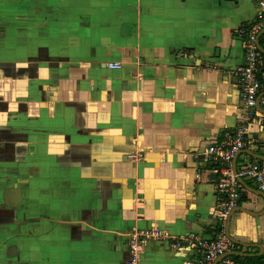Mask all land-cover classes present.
<instances>
[{
    "label": "crops",
    "instance_id": "0c3cea01",
    "mask_svg": "<svg viewBox=\"0 0 264 264\" xmlns=\"http://www.w3.org/2000/svg\"><path fill=\"white\" fill-rule=\"evenodd\" d=\"M12 1L0 19V264H124L130 233L150 228L163 237L139 264L193 259L215 235L203 153L237 121L233 30L252 1ZM256 109L248 152L264 157ZM244 181L224 255L260 264L264 194Z\"/></svg>",
    "mask_w": 264,
    "mask_h": 264
},
{
    "label": "built area",
    "instance_id": "2783aa9c",
    "mask_svg": "<svg viewBox=\"0 0 264 264\" xmlns=\"http://www.w3.org/2000/svg\"><path fill=\"white\" fill-rule=\"evenodd\" d=\"M254 15L233 30L234 37L240 42L243 63L235 71L234 77L239 90V114L234 127L224 130L205 149L203 155L206 164L216 175L215 179V235L210 239L199 241L194 248L193 259L184 264H237L229 256H225L228 247L233 243L224 235V225L229 212L236 208L244 191L237 180L246 179L264 194V157H251L240 153L236 159L235 173L232 162L239 152L257 148L260 144L249 131V125L256 117V107L264 111V0H251ZM115 64H109L114 67ZM262 146V145H261ZM260 148V147H259ZM262 150V147L261 149ZM264 154V153H263ZM163 235L156 229L133 231L127 240L130 257L124 264H139L141 249L148 240L160 241ZM264 264V262L260 263Z\"/></svg>",
    "mask_w": 264,
    "mask_h": 264
},
{
    "label": "water",
    "instance_id": "95a60500",
    "mask_svg": "<svg viewBox=\"0 0 264 264\" xmlns=\"http://www.w3.org/2000/svg\"><path fill=\"white\" fill-rule=\"evenodd\" d=\"M257 47H258V49L259 50H261L263 53H264V50L258 45V43H257ZM259 107V106H258ZM259 110H260V113H264V111H262L260 108H259ZM240 153H245V154H249V152L248 151H246V152H239L236 156H235V158H234V160H233V162H232V164H233V170H234V173H235V166H236V159H237V157H238V155L240 154ZM250 155V154H249ZM251 157H257V155L256 156H254L253 155V153H251V155H250ZM237 180L242 184V185H244V179H239V178H237ZM9 194H11V195H13L14 196V198L12 199L13 201H11L10 203H8V202H6L8 205H10V206H13V205H15V203L17 202V201H19V199H20V189H17V188H11V189H8V191H7ZM235 212H241V210H240V207H237V208H234V209H232L230 212H229V214H228V216H227V218H226V222H225V225H224V235L227 237V238H229L231 241H233V239L229 236V234H228V226H229V223H230V219H231V216H232V214L233 213H235ZM264 213V212H263ZM217 221V219L215 218L214 219V222H216ZM234 242V241H233ZM261 245H264V241H260L259 242ZM258 243V244H259ZM256 249H259V247H255ZM220 257L216 260V263H218L219 261H220Z\"/></svg>",
    "mask_w": 264,
    "mask_h": 264
},
{
    "label": "rangeland",
    "instance_id": "374dc122",
    "mask_svg": "<svg viewBox=\"0 0 264 264\" xmlns=\"http://www.w3.org/2000/svg\"><path fill=\"white\" fill-rule=\"evenodd\" d=\"M12 0H5V7L3 10L0 11V19H3V17L7 20V19H12V17L14 16L15 12H14V7L13 6H9V2ZM13 2V1H12ZM7 24V23H6Z\"/></svg>",
    "mask_w": 264,
    "mask_h": 264
},
{
    "label": "bare ground",
    "instance_id": "6f19581e",
    "mask_svg": "<svg viewBox=\"0 0 264 264\" xmlns=\"http://www.w3.org/2000/svg\"><path fill=\"white\" fill-rule=\"evenodd\" d=\"M11 196H12V198H10V199L7 200L8 203H10L11 201H13L12 199L14 198V196L13 195H11Z\"/></svg>",
    "mask_w": 264,
    "mask_h": 264
},
{
    "label": "trees",
    "instance_id": "16d2710c",
    "mask_svg": "<svg viewBox=\"0 0 264 264\" xmlns=\"http://www.w3.org/2000/svg\"><path fill=\"white\" fill-rule=\"evenodd\" d=\"M216 230L219 231V227H216Z\"/></svg>",
    "mask_w": 264,
    "mask_h": 264
}]
</instances>
